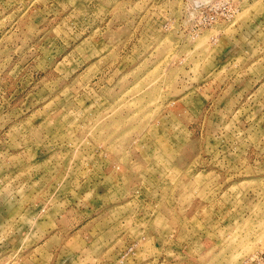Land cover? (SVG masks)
<instances>
[{
	"label": "rangeland",
	"instance_id": "1",
	"mask_svg": "<svg viewBox=\"0 0 264 264\" xmlns=\"http://www.w3.org/2000/svg\"><path fill=\"white\" fill-rule=\"evenodd\" d=\"M0 264H264V0H0Z\"/></svg>",
	"mask_w": 264,
	"mask_h": 264
}]
</instances>
